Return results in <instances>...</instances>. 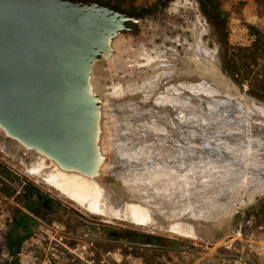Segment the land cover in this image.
Instances as JSON below:
<instances>
[{"label":"rangeland","instance_id":"1","mask_svg":"<svg viewBox=\"0 0 264 264\" xmlns=\"http://www.w3.org/2000/svg\"><path fill=\"white\" fill-rule=\"evenodd\" d=\"M93 1H98L142 19V24L135 27V33H124L115 38L121 43L120 49L124 46L123 48H127L129 52L128 54H122L120 57V63L122 65L126 64L124 67L126 68L125 72L123 70L124 68L122 71L116 70L112 72L111 70L110 72L106 64L103 66V72L106 78H102V81L106 84V94L109 96L112 95L113 92H118V90L120 94L121 92L125 94L123 90L127 88V84L129 83H131V87L135 86L136 88H141L142 79L148 78L147 80L153 81L155 79V76L152 77L154 74L151 72L153 65L149 66V62H153L156 56L159 59H170L173 52H171L173 49L172 47L175 48L177 55H179L178 57L183 59L182 45L187 48L188 45L192 43V39L186 29V22L193 21L192 14L182 9L175 12L170 10L172 8L171 5L177 0ZM187 1L194 2L197 5L199 22L205 29L201 37L202 44L207 47V49L214 51L221 76L229 85L235 87L240 95L246 96L249 99L251 98V100H255L260 104H264V0ZM114 2L121 4L116 6ZM177 41H180L182 45L177 43ZM168 48L172 49L170 50ZM164 51L165 53H162ZM114 53L115 51L113 50V54ZM169 53L171 56H169ZM167 66L168 65L165 67ZM170 67V71H172L174 66L171 65ZM179 67H182V65H179ZM153 70L155 71L154 68ZM173 72H176V70L174 69ZM141 75L146 76L143 77ZM107 76H110V79L107 78ZM192 84L193 83L190 82L180 86L179 81H170L167 84V92L169 94L172 93L169 95L171 98L168 97L170 102L167 101V105L168 103L171 105H168L166 108V110L170 112L168 114L165 113L166 115L164 114V117L162 116L158 119L159 122L157 118L156 120L150 119L145 115L146 113L136 116H134L135 114L133 113L127 115L125 118L126 121L136 120L139 117L145 120L141 122L142 124H137V122H132L131 124L132 130L136 133L134 137L131 134L129 137L132 136L133 139L138 141V143L136 141L133 142L136 143L137 146H133L136 148H134L135 150L132 148L131 153L134 155H149V157L152 154L158 153L157 150V152L154 151L156 148L154 149L147 145V143L149 144L156 141L155 134H152L153 130L151 129L156 131V128L159 129L160 126L169 125L171 127V125H173V130L177 128V130H172L171 133L168 134L166 140L171 142L177 139L179 143H183L184 152L191 150L196 152L203 150L205 147L214 149V147L217 146L215 148H218L221 146L218 145L220 141L218 139L223 132L234 135L232 132L235 131L232 130H235V128L226 130V128L222 126L224 125V121L222 122V119L212 117L208 112V115L196 113L200 115V119L196 114V119L194 117L193 119L198 122L195 120L193 121L190 116V120H192L193 123H188L189 125L182 123L185 121H183V119L186 117L182 118L184 114L182 115L181 109L174 107V105H182L184 107L188 105V108H190V104H192V101H194L193 98L196 95L201 97L202 94H205V88L201 86L203 85L202 83L201 85L200 83L198 84L199 88L196 87L197 85L192 87ZM178 86L179 89H181V93L176 96L173 92H176L175 88H178ZM192 92L195 93L192 94ZM139 94L143 95L142 92H139ZM178 96L180 97L178 98ZM185 96L188 97V99ZM172 98L173 100H170ZM119 101L121 102L122 100L119 99ZM177 101H180V103H177ZM171 102L174 104L172 105ZM171 106L173 109L175 108L177 112H175V110L171 111ZM130 109L136 110L133 108ZM104 110L107 112L105 118L107 121L106 125H108L111 130L109 138L113 149L112 153L115 152L111 155H114L115 159L131 169L133 157L131 158V156L122 153L127 152L126 148L129 142L126 138L117 136L122 133V123H120V121L124 119L123 113L127 110H124V107H119V103L115 100L113 101V106H106ZM174 112L178 113L179 116L174 118ZM108 114L111 119L108 117ZM180 114L182 117H180ZM166 116H169V118ZM172 117L173 119H171ZM162 118L164 119V123L167 122V124H163ZM179 118L182 119L181 126L179 124ZM109 119L112 122L113 131ZM170 121H172L171 125ZM210 121L212 122L211 124L208 123ZM176 123H178L180 127H176ZM202 124L211 125V128L206 125H204V127ZM215 125H219L220 127H216ZM206 127H209V129ZM218 127V133H216L215 129ZM178 128H180L181 131H179ZM212 130L218 135V139L216 137L217 135L213 133ZM237 133L238 131L235 134ZM198 136H200V138ZM175 137L177 138L175 139ZM212 137L213 139H211ZM156 138L161 140L158 134H156ZM192 138H194V140ZM234 138L236 139L237 137L234 136ZM239 138L240 140L242 139L241 137ZM198 139L201 140L199 143L196 141ZM216 139L217 141H215ZM5 140L10 141L8 139ZM191 141L193 142V147L196 149L195 151L194 148L191 147ZM206 142L207 144L209 142L208 146ZM217 142L218 144H216ZM222 142L228 143L229 146L230 144L235 145V140H233L232 143L231 141L228 142L225 140H221L220 143ZM202 143L206 145L204 148L201 146L203 145ZM251 144L255 147L252 148V151L256 149L253 153H257L256 156L258 155L260 159L264 161L263 147L258 146L255 141H252ZM165 145L167 144H164V146ZM194 145L196 147L200 145L201 147L197 149ZM256 145L259 150L256 148ZM237 148L243 149L245 147L242 144V146ZM237 148H233L232 151L238 152ZM258 156L256 158H258ZM242 159L243 157L239 156V160ZM258 163L260 164V162ZM27 164H29V161L24 160L23 162H16L0 151V264H184L179 260V258H182L178 257V250L180 247L192 248L194 251L193 254L187 257L188 263L198 257L212 253L216 254L220 259L234 260L241 257L248 258L255 264H264V191H254L257 185H260V182L264 181V173L262 171L261 173L258 169H256V175L249 172L250 175L248 176V182H253L254 180L251 184L255 194H252V196H250L251 193L242 195V191L234 190L237 185L242 184L240 182L241 179L238 177L234 176L235 178L233 177L227 180V185L222 188L226 198L222 200L221 204L230 208L231 214L229 217L225 218L220 225L216 226L212 239L209 240L205 237L188 238L170 233L158 232L89 214L64 198L37 177L28 174L25 167ZM238 165L241 166V164H236V166ZM248 165L250 166L251 164ZM234 170L238 171L237 169ZM231 171H233V168ZM105 181L107 184H115L119 188L127 189L123 184L116 182L111 176H107ZM261 184L263 185V183ZM219 189L220 188L216 189L217 192ZM28 190H36L52 202V205L44 206L47 208V214H45L46 217L44 219L35 216L24 206V199ZM32 199L34 200V198ZM19 213H25L30 220H32L27 230L23 231L19 229L21 226L16 227L13 225V218L19 217ZM107 228L123 230L127 232L129 236L128 238L110 239L106 236L105 230ZM16 233L24 236L25 239L22 242L19 254L12 256L6 246V239L9 240V242L12 241ZM140 236L146 239L153 238L157 240V242H141ZM141 245H146L147 247H141Z\"/></svg>","mask_w":264,"mask_h":264},{"label":"bare ground","instance_id":"2","mask_svg":"<svg viewBox=\"0 0 264 264\" xmlns=\"http://www.w3.org/2000/svg\"><path fill=\"white\" fill-rule=\"evenodd\" d=\"M171 6L172 8L169 9L173 12L182 9L192 14L193 21L186 22V29L189 32L192 43L185 48L180 41H177V43L182 45L183 59L178 57L179 55H177L175 48L172 47L173 49L168 48L170 50L172 49L171 52L173 51L172 56L169 53V56H171L170 59H159L156 56L153 62L147 60L150 63L149 66L153 65L155 69L154 71L152 68L151 71L154 74L152 77L155 76V79L153 81L147 80L148 78L142 79L141 88H136L135 86L131 87V83H129L127 84V88L123 90L125 94H122L123 92L120 94L118 90V92H113L110 96L106 94L107 89H105L102 95V121L99 140L100 153L104 158V162L101 164L96 178L88 179L78 174L62 172L51 161H47L33 152H25L16 143L7 141L2 136L0 137V151L16 162H23L24 160L29 161V164L25 165L28 174L37 177L64 198L89 214L158 232L170 233L188 238L205 237L210 240L212 239L216 226L220 225L222 221L231 214V209L221 204L222 200L226 198L222 188L227 185V180L232 179L234 176L241 179L240 182L242 184L237 185L234 190L242 191V195L251 193L250 196H252V194H255L254 191H264V181H261L260 185H257L254 191L251 184L254 180L253 182H248L250 173L254 175L257 174L256 169L264 173V161H262L263 159H260L258 155V158H256L257 153H253L256 149L252 151L254 145L252 146L251 144L252 141H255L258 146H262L264 149V105L255 100H251V98L249 99L246 96L240 95L237 89L229 85L221 76L214 51L207 49V47L202 44L201 37L205 29L199 22L196 3L188 2L187 0H177ZM120 46L121 43L118 40L115 39L112 42V49L115 53L105 62L110 72L111 70L112 72L116 70L122 71L126 65L120 63V57L124 53L128 54L129 51L127 48H123L124 46L120 49ZM162 53H165V51ZM161 63L168 66L165 67ZM171 65L174 66L172 71H170ZM179 65H182V67H179ZM95 68L96 73L94 72V75L100 79H105L106 75L103 72V67L99 65ZM125 69L126 68L123 69L124 72ZM174 69L176 72H173ZM107 78L110 79V76H107ZM170 81H179L180 86L192 82V87L197 85L196 87L198 88L199 83L200 85L201 83L203 84L201 86L205 88V94H202L201 97L198 95L194 98L192 97L194 101L191 99L192 104H190V108H188V105H186L187 107L174 105V107L181 109L180 111L182 115L184 114V117H182L181 114L180 117H186L183 119V121L185 120L184 122L179 118L180 126L182 123L185 125L193 123L196 119V113L201 115H208V113H210L212 117L222 119V122L224 121V125L222 126H224L226 130L235 128V130H232L235 131L232 132L234 135L231 134V131V135H229L228 132H223L218 139L216 133H218L217 131L220 126L215 125L219 127L216 128L217 130L215 129L216 133L213 132V130L212 132L215 133L217 136L214 135L220 140L219 144L218 142L216 144L221 146L223 144L222 147L219 146L221 147L220 149H218L219 147L215 148L217 147L215 146L216 144L214 145V149L209 147L204 148L206 145L202 143L203 145L201 146H203V150L184 152V145L183 143H179L176 139L177 137H175L176 140H172L171 142L166 140L168 134H170L174 128L173 125H171L172 121H170L171 127L166 125L168 127L160 126L159 129L156 128V131L151 129L153 130L152 134H155L156 141L149 144L147 143V145L154 149L156 148L154 151L157 150L158 153L152 154L150 157L149 155L143 156L131 153V149L136 148L133 146H137L136 143H133L136 141V139H133L136 132L132 130L131 124L132 122L142 124L141 122L145 120L139 117L136 120L126 121L125 118L132 113L135 114L134 116L146 113L145 115L150 119L156 120L157 118L158 120L162 116L164 117L165 113L168 114L170 111L166 110V108L171 104L168 103L167 105V101L170 102L168 97H170L169 95L172 93L169 94L166 88ZM175 89L176 92L173 93L177 96L181 93V89H179V86ZM139 92H142L143 95L139 94ZM193 93L195 92H192V94ZM179 97L180 96H178V98ZM186 98L188 99V97ZM119 99L122 101L120 102ZM114 100L119 103V107H124V110H127L123 113L124 119L120 121V123H122V133L117 136L126 138L129 142L126 148L127 152L122 153L131 156V158L133 157L131 169L115 159L114 155H111L115 152L112 153L113 149L109 138L111 130L108 125H106L107 121L105 118L107 112L105 111L106 109L104 110V107L113 106ZM170 100H173V98ZM177 103H180V101H177ZM173 104L174 103H172V105ZM130 108L136 110L134 111ZM171 109V111L175 110V112H177L172 106ZM199 114L197 117L199 116L200 119ZM173 116L176 118L179 114L175 113ZM190 116L191 119H193V117L195 119H193V121L190 120ZM108 117L110 118L109 114ZM166 117L169 118V116ZM187 117L191 122L187 120ZM171 119H173V117ZM211 121L208 123L211 124ZM163 124H167V122L164 123V119ZM202 125L204 126L206 124ZM110 126L112 129L111 120ZM175 126L178 127V123H176ZM206 126H210L211 128V125ZM178 129L181 131L180 128ZM207 129H209V127ZM175 130H177V128L173 131ZM237 131L238 133L235 134ZM130 134L133 135V137H129ZM156 134L160 135L161 140L156 138ZM189 136L187 137L190 138ZM234 136L237 138L235 139ZM198 137L200 138V136ZM213 137L211 139H213ZM239 137L242 139L240 140ZM194 138L192 139L194 140ZM217 139L215 141H217ZM221 140L231 141V143L235 140V145L229 143V146L226 142L220 143ZM196 141L199 143L201 140L198 139ZM136 142L138 143V141ZM164 144L167 145L164 146ZM242 144L245 148H237L242 146ZM191 145V147H193V142ZM257 145L256 148L258 147ZM201 146L199 145V147ZM189 147L188 149L190 150ZM199 147L196 148L198 149ZM235 147L238 152L232 151ZM195 150L194 148V151ZM239 156H242L243 159L239 160ZM258 162H260V164ZM247 163L251 165L249 166ZM236 164H241V166H236ZM232 168L233 171H231ZM107 176H111L116 182L123 184L127 189L119 188L115 184H107L105 181ZM261 183H263V185ZM218 188L220 189L217 192L216 189Z\"/></svg>","mask_w":264,"mask_h":264},{"label":"water","instance_id":"3","mask_svg":"<svg viewBox=\"0 0 264 264\" xmlns=\"http://www.w3.org/2000/svg\"><path fill=\"white\" fill-rule=\"evenodd\" d=\"M141 24L93 0H0V136L62 172L96 178L106 84L95 67Z\"/></svg>","mask_w":264,"mask_h":264},{"label":"trees","instance_id":"4","mask_svg":"<svg viewBox=\"0 0 264 264\" xmlns=\"http://www.w3.org/2000/svg\"><path fill=\"white\" fill-rule=\"evenodd\" d=\"M111 1V0H110ZM113 2V1H112ZM121 3H115L114 5H118ZM34 198V200L32 199ZM52 205V202L45 198L41 193H39L36 190H28L24 199V206L30 210L35 216L44 219L47 214V208L44 206ZM19 217L13 218V225L19 227L21 230H27L28 227H30V218L25 213H19ZM106 236L110 239L115 238H128L129 234L123 230L120 229H114V228H107L106 230ZM9 236V235H8ZM141 237V236H140ZM25 239L24 236L16 233L13 236V240L9 242V240L6 239V246L8 247L10 253L12 256L18 255L20 251V247L22 245L23 240ZM141 242H157V240L153 238L146 239L145 237L140 238Z\"/></svg>","mask_w":264,"mask_h":264},{"label":"built area","instance_id":"5","mask_svg":"<svg viewBox=\"0 0 264 264\" xmlns=\"http://www.w3.org/2000/svg\"><path fill=\"white\" fill-rule=\"evenodd\" d=\"M141 247H147L146 245H141ZM192 248H187V247H180L178 250V257H181L182 259L179 258V260L184 263V264H255L248 258H236L234 260L230 259H220L217 257L216 254H207L201 257H198L197 259H194L191 262H187V257L190 254H193Z\"/></svg>","mask_w":264,"mask_h":264}]
</instances>
